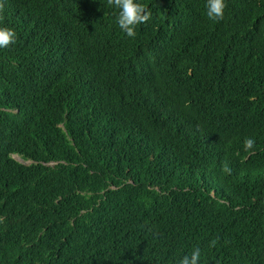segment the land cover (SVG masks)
<instances>
[{
	"label": "trees",
	"instance_id": "trees-1",
	"mask_svg": "<svg viewBox=\"0 0 264 264\" xmlns=\"http://www.w3.org/2000/svg\"><path fill=\"white\" fill-rule=\"evenodd\" d=\"M140 2L0 0V264H264V0Z\"/></svg>",
	"mask_w": 264,
	"mask_h": 264
},
{
	"label": "clouds",
	"instance_id": "clouds-1",
	"mask_svg": "<svg viewBox=\"0 0 264 264\" xmlns=\"http://www.w3.org/2000/svg\"><path fill=\"white\" fill-rule=\"evenodd\" d=\"M107 4L117 10L116 23L119 28L129 37H135V28L139 24L147 23L152 13L148 6L140 2V0H107ZM225 0H206L207 16L211 20H220L223 18L225 9ZM2 8V5H0ZM16 32L7 26H0V48H6L16 42ZM254 140L247 138L245 140L246 149L254 147ZM225 172H231L227 166L224 167ZM211 245H215L216 241L212 240ZM201 258V250L199 247L192 248L177 260V264H199Z\"/></svg>",
	"mask_w": 264,
	"mask_h": 264
},
{
	"label": "rangeland",
	"instance_id": "rangeland-1",
	"mask_svg": "<svg viewBox=\"0 0 264 264\" xmlns=\"http://www.w3.org/2000/svg\"><path fill=\"white\" fill-rule=\"evenodd\" d=\"M15 158H16V159H18V157H17V156H15ZM19 160H20V159H19Z\"/></svg>",
	"mask_w": 264,
	"mask_h": 264
}]
</instances>
